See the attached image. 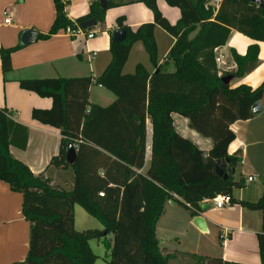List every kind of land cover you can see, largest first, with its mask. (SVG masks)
<instances>
[{
	"label": "trees",
	"instance_id": "16d2710c",
	"mask_svg": "<svg viewBox=\"0 0 264 264\" xmlns=\"http://www.w3.org/2000/svg\"><path fill=\"white\" fill-rule=\"evenodd\" d=\"M139 1L150 9L153 20L133 28L125 23L124 15L116 18V27L124 28L126 37L111 41V62L100 75L19 80L20 88L52 100L50 108H33L31 118L59 129V152L50 164L73 170L71 188L54 186L12 156L11 145L25 148L28 128L0 107V179L22 194L21 211L29 221L26 257L12 264H94L96 254L89 240L104 234H113L107 264H171L175 255L164 252L156 237L166 201L176 199L196 215L204 200L220 193L232 195L234 188L244 187L243 178L234 179L230 173L241 161L237 150L229 152L235 139L230 125L253 116L251 106L262 97L264 79L255 88L246 84L232 87L212 70L215 49L226 43L233 30L255 42L244 55L230 50L235 69L223 75L242 77L258 66L257 41H264V0H220L215 12L206 6L207 0H164L180 10L174 24L163 16L156 0ZM53 2L54 20L48 33L39 37L67 26L75 28L90 18L103 24L106 8L117 4L107 0L103 9L99 0H91L84 17L70 20L67 0ZM158 27L175 38L166 57L172 61V72L157 64ZM138 41L156 68L151 72L137 64L132 73H124L130 50ZM20 46L0 49L3 72L11 69V53ZM94 84L110 90L115 100L107 106L91 102L89 88ZM173 114L186 118L192 130L208 138L210 148L202 150L184 137ZM147 119L152 124L151 155L148 168L141 172ZM69 144L76 150L71 164L66 160ZM222 163L223 172L229 170L227 178L216 172ZM238 202L262 213L257 243L260 264H264V191L255 202ZM75 204L103 229L77 231Z\"/></svg>",
	"mask_w": 264,
	"mask_h": 264
},
{
	"label": "crops",
	"instance_id": "0c3cea01",
	"mask_svg": "<svg viewBox=\"0 0 264 264\" xmlns=\"http://www.w3.org/2000/svg\"><path fill=\"white\" fill-rule=\"evenodd\" d=\"M109 1L117 4L106 8L104 23L96 25L100 30L92 38L86 39L83 35L70 36L64 29L45 38L39 37L40 34L48 33L54 20L53 0H0V49L21 45L11 53L10 70L3 72L0 62V107H5L15 121L28 128L25 148L11 145L10 152L13 157L25 163L34 175L43 176L54 186L71 188L74 172L70 168L63 169L50 164L51 158L59 152V129L31 118L33 108H50L52 100L20 88L19 80L97 76L103 73L112 58L110 43L112 31L118 28L115 25L116 18L124 15L125 23L133 28L153 20L150 9L139 0ZM156 1L163 16L174 24L180 16L179 8L169 6L164 0ZM90 2L67 0L65 10L68 18L75 20L84 17L89 12ZM7 14L10 17L9 23L4 22ZM30 29L38 33L37 38L34 42L23 44L22 34ZM155 40L157 64L164 71L172 72V61L166 57L175 38L158 27ZM254 42L250 37L233 30L226 43L215 50L220 57L218 72H221L225 62H231L235 69L230 57L231 49L244 55L247 47ZM257 43L258 66L242 77H233L230 86L246 84L255 88L264 79V41ZM137 64L151 72L157 65L150 63L140 41L133 44L123 72L132 73ZM115 98L110 90L100 84L89 88V100L100 106L111 104ZM260 102V113L236 120L230 125L235 139L229 146V152L237 150L241 158L231 174L234 179L241 177L244 180V187L232 191L233 203L215 208L206 199L200 204L196 215H191L189 209L176 199H169L164 204L156 226V237L164 252L175 255L173 260L188 258L194 264H260L257 233L261 229L262 213L238 202H255L264 191V90ZM173 118L177 130L184 137L191 138L202 150L210 148V140L192 130L186 118L178 114H173ZM151 140L152 124L147 119L145 163L141 172H145L149 166ZM250 175L256 179L246 182ZM236 189L238 194L235 193ZM21 207L22 194L12 190L7 182L0 179V264H12L26 257L29 221L23 216Z\"/></svg>",
	"mask_w": 264,
	"mask_h": 264
},
{
	"label": "rangeland",
	"instance_id": "374dc122",
	"mask_svg": "<svg viewBox=\"0 0 264 264\" xmlns=\"http://www.w3.org/2000/svg\"><path fill=\"white\" fill-rule=\"evenodd\" d=\"M220 0H207L206 6L213 9L215 12ZM196 31L192 32L190 34V37H192ZM219 57L218 53H215V68L212 70L213 73H217L218 76H224L228 75L229 72L233 71V67L231 62H225V64L222 65L221 72H218V61L216 58ZM227 72L228 74H224ZM204 146V145H203ZM236 194H238V189L235 191ZM74 228L77 231H84L87 229H103V226L101 223L95 219L93 216L88 214L83 207H81L79 204L74 205ZM112 238L113 234H105V236H102L100 239L94 238L89 240V245L92 249V251L96 254V260L94 264H107L109 260V255L111 251L112 246ZM194 264V262L188 258H182V260H172L171 264Z\"/></svg>",
	"mask_w": 264,
	"mask_h": 264
},
{
	"label": "water",
	"instance_id": "95a60500",
	"mask_svg": "<svg viewBox=\"0 0 264 264\" xmlns=\"http://www.w3.org/2000/svg\"><path fill=\"white\" fill-rule=\"evenodd\" d=\"M100 1V6L101 8H105L106 7V3L107 0H99ZM253 2L256 3H260L259 0H253ZM97 25V20L95 18H90L82 23H80V27L81 28H86V27H93ZM37 32L30 29V30H26L23 32L22 37H21V41L23 44H28L31 42H34L35 39L37 38ZM111 41L113 42H120L122 40L125 39L126 37V30L124 28H116L112 31L111 33ZM233 78L232 75H226V76H222V81L225 84H229L230 80ZM251 110L253 114H258L261 112L262 110V105L260 100L254 102L251 106ZM76 157V150L75 147L72 144H69L67 147V151H66V160L68 163H73ZM217 163H219V161H217ZM225 168V163H222L221 166H217L216 167V172L219 175H222L224 178H227L228 174H229V170L227 169L225 172L224 171ZM234 172V168L230 170V173ZM202 209H204V207L202 206ZM202 220V219H199Z\"/></svg>",
	"mask_w": 264,
	"mask_h": 264
},
{
	"label": "built area",
	"instance_id": "2783aa9c",
	"mask_svg": "<svg viewBox=\"0 0 264 264\" xmlns=\"http://www.w3.org/2000/svg\"><path fill=\"white\" fill-rule=\"evenodd\" d=\"M4 22L5 23H9L10 22V17H9L8 14H7L6 18L4 19ZM99 30H100L99 27L94 26L91 30L84 31L83 28H81L79 25L76 26L75 28L67 26L64 29V31L66 33H68L70 36L83 35L86 39L92 38L96 34V32H98ZM219 59H220V57L216 58L217 61H219ZM11 116H13V115L11 114ZM255 179H256L255 176L250 175V176L247 177L246 182L253 181ZM99 194L103 195L102 192H100ZM210 202L213 204V207H215V208H221V207H223L225 205H231L233 203L231 195L226 194V193L217 194L212 199H210Z\"/></svg>",
	"mask_w": 264,
	"mask_h": 264
}]
</instances>
